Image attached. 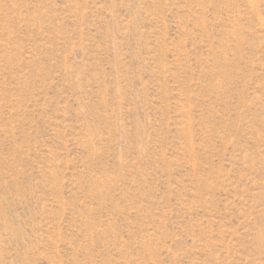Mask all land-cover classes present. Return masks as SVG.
I'll return each mask as SVG.
<instances>
[{
  "label": "rangeland",
  "instance_id": "374dc122",
  "mask_svg": "<svg viewBox=\"0 0 264 264\" xmlns=\"http://www.w3.org/2000/svg\"><path fill=\"white\" fill-rule=\"evenodd\" d=\"M0 264H264V0H0Z\"/></svg>",
  "mask_w": 264,
  "mask_h": 264
}]
</instances>
